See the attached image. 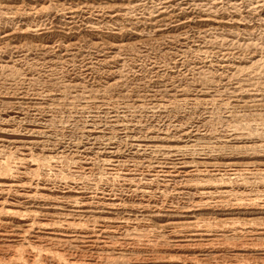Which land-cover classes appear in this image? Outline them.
Here are the masks:
<instances>
[{
  "label": "rangeland",
  "instance_id": "rangeland-1",
  "mask_svg": "<svg viewBox=\"0 0 264 264\" xmlns=\"http://www.w3.org/2000/svg\"><path fill=\"white\" fill-rule=\"evenodd\" d=\"M0 264H264V0H0Z\"/></svg>",
  "mask_w": 264,
  "mask_h": 264
}]
</instances>
